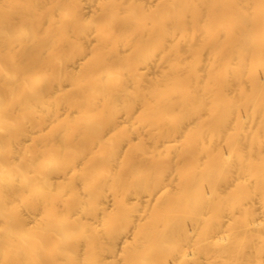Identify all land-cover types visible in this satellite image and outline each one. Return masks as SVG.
<instances>
[{
  "label": "bare ground",
  "instance_id": "1",
  "mask_svg": "<svg viewBox=\"0 0 264 264\" xmlns=\"http://www.w3.org/2000/svg\"><path fill=\"white\" fill-rule=\"evenodd\" d=\"M0 264H264V0H0Z\"/></svg>",
  "mask_w": 264,
  "mask_h": 264
}]
</instances>
